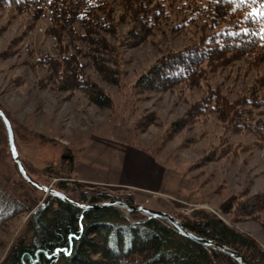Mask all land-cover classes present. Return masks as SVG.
<instances>
[{"label":"rangeland","instance_id":"374dc122","mask_svg":"<svg viewBox=\"0 0 264 264\" xmlns=\"http://www.w3.org/2000/svg\"><path fill=\"white\" fill-rule=\"evenodd\" d=\"M103 3L107 10L103 16L112 18L114 25L110 34L102 23L88 31L74 23L76 39L46 12L33 18L11 6L0 7V109L10 119L29 176L55 189L66 180L64 159L72 156L70 177L83 191L130 193L136 205L167 213L181 225L196 211L206 212L264 252V147L248 132H232L213 112L198 110L211 86L232 100L247 94L255 79L264 76V61L254 64L247 57L193 82L162 91L143 89L136 84L138 77L162 55L193 43L186 31L194 28L174 33L171 26L179 18L170 19L138 41L131 34L135 26L127 4L123 0ZM75 65L87 78L78 84L103 91L111 99V108H97L87 93L73 91L72 82H63L68 73L60 69ZM131 149L149 156L163 170L158 192L76 180L115 183L122 155L129 158ZM48 169L63 174L57 178ZM0 170L4 175L0 191L8 190L11 200L30 208H10L0 224L1 264L20 239L31 237L29 217L48 196L18 175L1 119ZM243 201L252 209L241 213Z\"/></svg>","mask_w":264,"mask_h":264},{"label":"trees","instance_id":"16d2710c","mask_svg":"<svg viewBox=\"0 0 264 264\" xmlns=\"http://www.w3.org/2000/svg\"><path fill=\"white\" fill-rule=\"evenodd\" d=\"M104 1L0 0V7L11 6L18 14L29 12L33 18L46 12L53 22L62 24L66 34L75 35L76 39L78 33L72 27L74 23H79L82 31L102 23L101 28L109 29L110 34L114 25L111 24L112 18L103 16L107 11ZM123 2L127 4L125 8L135 26L131 34L137 36L138 41L148 32L159 30L170 19L179 18L171 26L174 33L182 34L194 28L186 31L189 40L193 37V43L177 52L162 55L159 62L156 60L138 77L136 84L143 89L162 91L173 84L193 82L204 78L208 72L219 73L247 57H251L254 64L264 61V18L253 14L261 10L264 0ZM101 14L103 17L100 18ZM105 21L109 22L108 26ZM50 66L53 70V64ZM77 67L60 69L68 73L63 82H72L69 88L73 91L87 93L88 101L97 108H111V99L103 91L78 84L87 78L83 77V72H77V69L81 71ZM198 105L199 111L213 112L232 132H248L253 135L255 143L264 147V76L255 79L247 94L236 100L218 92L217 86H211ZM64 160L66 180L59 181L55 189L67 193L72 200L87 205L114 200L127 205L137 204L130 193L112 195L102 191H83V187L70 177L73 157ZM21 162L31 176L27 165ZM48 172L57 178L63 174L51 169ZM0 176H4L1 170ZM7 191H0V224L6 220L10 208L13 211L16 206L15 210H18L22 205L24 211H30L19 201L11 200ZM247 203L240 204L244 205L239 209L241 213L252 209L250 204L245 205ZM251 205L255 207L254 203ZM194 219L198 223H194ZM182 226L196 236L240 253L248 264H264V252L249 238L206 212L196 211ZM27 227L31 237L20 239L1 264H239L223 252L200 246L179 235L163 219L148 218L142 212L125 214L124 210L114 206L83 211L47 196L46 201L31 213Z\"/></svg>","mask_w":264,"mask_h":264},{"label":"water","instance_id":"95a60500","mask_svg":"<svg viewBox=\"0 0 264 264\" xmlns=\"http://www.w3.org/2000/svg\"><path fill=\"white\" fill-rule=\"evenodd\" d=\"M0 119L3 122L4 127L6 129L8 150H9L11 159L13 161V164L16 167V170L18 174L20 175V177L22 178V180L25 183H27L29 186H31L33 189L45 195L51 196L55 199L61 200L65 203H68L71 206L80 208L83 211L96 210V209H102V208L109 207V206H114V207L123 209L126 212H142L148 218L163 219L167 223H169L179 235L192 240L193 242L199 244L200 246L210 247L212 249L223 252L229 255L230 257H232L233 259H235L239 264H248L245 258L243 257V255H241L240 253L228 247H225L223 245L217 244L211 240H208V239L192 234L191 232L187 231L173 216L167 213L150 210L141 205H127L123 203L122 201H118V200L105 202L101 204H95V205H87V204L79 203L77 201L72 200L69 196H67L65 193L61 191L52 189L51 187H48V186H45V185H42L36 182L29 176V174L27 173L26 169L24 168L20 160V157H19V154L16 148L15 135H14L12 124L10 122V119L5 114V112L1 109H0Z\"/></svg>","mask_w":264,"mask_h":264},{"label":"crops","instance_id":"0c3cea01","mask_svg":"<svg viewBox=\"0 0 264 264\" xmlns=\"http://www.w3.org/2000/svg\"><path fill=\"white\" fill-rule=\"evenodd\" d=\"M111 145L119 147L114 143H111ZM128 149L125 148L124 150L126 151ZM130 152L131 156H129V158L126 157L127 155H122L121 161L119 162L117 168L118 180L115 183L91 181L86 182V180L80 179L76 180L89 184L93 183L123 188H139L145 190L144 192L148 193L158 192L162 184L163 170L159 168L158 165L149 156L144 155L141 152L133 151L132 149L130 150ZM48 156H51V154H49ZM139 157L140 161L143 162L139 161ZM135 158L138 160H136Z\"/></svg>","mask_w":264,"mask_h":264},{"label":"snow or ice","instance_id":"6c2138e0","mask_svg":"<svg viewBox=\"0 0 264 264\" xmlns=\"http://www.w3.org/2000/svg\"><path fill=\"white\" fill-rule=\"evenodd\" d=\"M254 15H257L258 17L264 18V5L261 6V10H257L253 13ZM264 32V30H262ZM264 38V36H262Z\"/></svg>","mask_w":264,"mask_h":264}]
</instances>
